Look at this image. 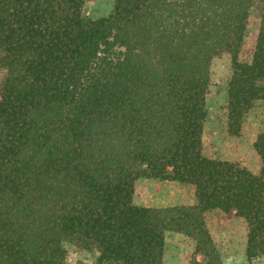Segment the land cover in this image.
Wrapping results in <instances>:
<instances>
[{
	"label": "trees",
	"instance_id": "1",
	"mask_svg": "<svg viewBox=\"0 0 264 264\" xmlns=\"http://www.w3.org/2000/svg\"><path fill=\"white\" fill-rule=\"evenodd\" d=\"M84 1L0 0V264H64L65 242L96 264H162L167 232L194 242L190 264H222L213 210L264 257V132L258 175L201 152L213 58L230 56L229 136L264 99V0H113L97 19ZM138 178L191 185L196 202L133 205Z\"/></svg>",
	"mask_w": 264,
	"mask_h": 264
},
{
	"label": "rangeland",
	"instance_id": "2",
	"mask_svg": "<svg viewBox=\"0 0 264 264\" xmlns=\"http://www.w3.org/2000/svg\"><path fill=\"white\" fill-rule=\"evenodd\" d=\"M113 0H85L83 16L97 19L107 16ZM259 29L257 9L250 11L239 61L248 63L252 57ZM231 76L228 54H221L210 63L209 83L205 95L206 117L201 135V152L209 159L228 161L258 175L260 159L254 151L256 137L264 132V99L256 101L245 115L238 136L227 134V84ZM3 72L0 69V85ZM264 88V81L261 83ZM196 202L191 185L173 181L138 178L134 182L132 203L136 206L163 208L175 205H192ZM209 234L221 257L222 264H264V257L248 261L245 257L247 228L241 218L225 216L218 210L205 214ZM66 251L64 264H96L94 248L84 250L72 242L63 243ZM194 258V242L178 233L167 232L164 239L162 264H190ZM197 261H201L196 256Z\"/></svg>",
	"mask_w": 264,
	"mask_h": 264
}]
</instances>
